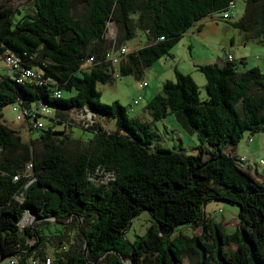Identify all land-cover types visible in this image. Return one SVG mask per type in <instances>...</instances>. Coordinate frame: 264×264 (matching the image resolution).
Listing matches in <instances>:
<instances>
[{
	"label": "trees",
	"instance_id": "obj_1",
	"mask_svg": "<svg viewBox=\"0 0 264 264\" xmlns=\"http://www.w3.org/2000/svg\"><path fill=\"white\" fill-rule=\"evenodd\" d=\"M229 1L28 0L21 8L0 3V59L12 53L21 67L38 69L47 79L19 83L14 72L0 74V111L15 102L37 111L34 118L28 111L23 116L28 129L37 131L27 141L0 112L1 257L13 256L17 264L46 256L49 264H182L183 254L193 253L197 264H264V165L260 158L253 162L262 174L256 179L232 152L244 132L264 134V71L239 70L229 60L197 64L204 78L200 98L191 77L175 69L144 107L150 122L129 116L116 100L101 103L95 88L117 75L140 77L193 21L223 12ZM109 19L117 46L136 29L146 38L139 47L124 44L127 51L116 63L105 57L112 46ZM234 25L264 45V0H246ZM61 91L73 94L62 97ZM84 109L90 122L69 116ZM168 114L196 135L194 153L154 143L151 123ZM33 119L42 126L33 129ZM74 126L89 136H74ZM211 200L237 206L232 233L203 213L202 204ZM143 210L153 224L130 242L123 234ZM26 211L34 221L20 226ZM179 225L199 232L177 243L169 236ZM229 243H235L232 251L224 248Z\"/></svg>",
	"mask_w": 264,
	"mask_h": 264
},
{
	"label": "rangeland",
	"instance_id": "obj_2",
	"mask_svg": "<svg viewBox=\"0 0 264 264\" xmlns=\"http://www.w3.org/2000/svg\"><path fill=\"white\" fill-rule=\"evenodd\" d=\"M4 1L5 0H0V3ZM8 3L11 4L12 7L21 8L28 3V0H9ZM245 5L246 0H235L228 18H222V12L218 11L212 12L193 21V23L179 36L177 41L173 43L168 50V53L161 56V59H159L160 57L158 58L160 60L159 62H163L162 60L164 59L170 60L167 68H153L149 65L145 68L140 77L134 75H117L110 82L96 83L95 88L99 93V101L108 104L116 100L126 107L129 116H136L143 121L150 122L151 117L144 107L160 90V85L164 80L173 79V68L171 66H175L176 70L187 74V69H189L187 66L189 64L214 63L216 60L218 61L219 59L225 58L226 55H230L229 61H232L239 70H244L251 66H257L261 71H264V45L256 43L253 39H249L247 32L234 25L235 22H238L242 18ZM106 29L107 40H111L112 47L117 46L114 41L117 28L110 19L107 23ZM145 41V35L139 29H136L132 38L125 40L127 45L139 43L140 46H142ZM240 60H242L243 63H241ZM156 61L157 59L154 62ZM3 66L4 65L0 59V67ZM156 69V73L159 72L160 76L166 75V78H161L159 83L156 81L158 78H154ZM190 77L197 85L199 97L204 98L205 91L203 87V75L195 68L191 72ZM141 80L146 82V85L143 88L139 87ZM155 84L158 88L155 92H151L150 88ZM71 94H73L72 91H61L62 97H67ZM138 97V103L132 104L133 100ZM0 112L1 119L4 123L16 129L24 141L29 140L30 137H33V135L36 134L37 131L31 132V130L28 129V124L23 117L20 120L15 117L17 112L12 110V103L4 104L1 107ZM88 114L91 116V112H86V109H84L78 114L72 111L69 116L78 117L82 120L86 118ZM97 119L103 126L108 125L107 121L99 118ZM39 120L43 121L44 119L40 117ZM56 127L60 128L61 124H56ZM53 128L56 129L55 127ZM151 129L156 134L154 139L156 145L168 149L181 148L187 153L195 152V147L198 145L196 135L194 133L190 134L183 131L174 121L171 114L166 115L159 121L151 123ZM71 132L74 136L80 135L83 138L89 136L88 131L76 126L71 127ZM236 147L244 153V156H248L251 163L260 157L264 159V134H251L249 132H244L237 142ZM249 148L252 153H249ZM241 164L245 165L246 163L243 162ZM253 167L255 166L251 164L250 170H252ZM258 169L261 170L260 167H258ZM100 179H104V176L100 177L99 180H93V182H100ZM218 209H220V212H218ZM236 212V205L220 200H211L203 207V213L208 215L210 221L215 224L222 223V226L228 234L234 231ZM26 219H31V216L27 215ZM31 221L33 222L34 218ZM21 224L24 225V221H22ZM152 224L150 214L145 210L140 211L131 219L123 234V238L131 242L137 236L143 235L146 232V229ZM198 232L199 231L196 228H193L192 225H179L173 230L169 237L177 243H182L186 239L185 237L196 235ZM204 234L207 243H210V230L206 228ZM234 247L235 243H229L224 248L227 251H232ZM181 259L182 264H197L198 260L197 256L193 253L183 254ZM208 264H216V262L209 260Z\"/></svg>",
	"mask_w": 264,
	"mask_h": 264
},
{
	"label": "built area",
	"instance_id": "obj_3",
	"mask_svg": "<svg viewBox=\"0 0 264 264\" xmlns=\"http://www.w3.org/2000/svg\"><path fill=\"white\" fill-rule=\"evenodd\" d=\"M235 0H230L226 6V9L222 12L221 17L222 18H228L231 12V9L233 7ZM162 38V37H160ZM127 51L126 47L124 45H119V46H115L112 47L110 49H108L105 53V57L108 61H110L111 63H116L119 59L120 56H122L123 54H125ZM230 60V55H226L225 57V61ZM1 61L3 63V68L7 71V72H14L15 76L14 79L16 82H23V81H30V82H34V83H41V82H45L47 79L46 78H42V74L38 69H33V68H29V67H21L20 65V59L15 56L12 53H5L2 57H1ZM92 61V57H88L86 62H90ZM146 85V82L144 80H141L139 83V87H143ZM58 92H55V96H58ZM139 100V97L137 99H134L132 104H137ZM12 110L17 112L15 117L17 119H21L24 114L28 111L30 113V117L34 116V113L37 112L35 106L32 104L31 106H29L28 109H24V108H20L18 106V103H12ZM41 111L46 112V109L44 107H40ZM87 112V110H86ZM90 114H88L86 116V118H84L85 120L90 122ZM34 118V117H33ZM42 126L41 122L38 120L33 119L32 123H31V127L33 129H37L40 128ZM240 162H244L247 160V156H239L238 157ZM258 164L260 166L264 165V160L262 158L258 159ZM29 166V165H27ZM264 172V169L262 170ZM28 216H30V214H28ZM27 217V215H25V218ZM30 218V217H29ZM32 220L31 219H24V224L30 222ZM7 262L8 264H17L16 258L15 257H8L7 258ZM50 263V257L46 256L44 258L43 261H37L36 259L30 260V264H49Z\"/></svg>",
	"mask_w": 264,
	"mask_h": 264
},
{
	"label": "crops",
	"instance_id": "obj_4",
	"mask_svg": "<svg viewBox=\"0 0 264 264\" xmlns=\"http://www.w3.org/2000/svg\"><path fill=\"white\" fill-rule=\"evenodd\" d=\"M125 44V46L128 48V49H130V48H133V47H139L140 46V44L139 43H132L131 45H127V42H125L124 43ZM124 44H121V45H124ZM159 59H161V57L159 58ZM159 59H157V61L156 62H154V63H152L150 66L151 67H153V68H155V67H157V68H161V67H166L167 68V66L169 65V62H170V60H167V59H164V60H162L163 62H159L160 60ZM225 62V58H223V59H219L218 61L216 60V62H214V63H218V64H222V63H224ZM159 63V64H158ZM195 65H197L196 63H192V64H189L188 66H187V68H189V69H187L188 71H187V74H189L190 76H191V72L195 69ZM172 68H173V71L175 70V66H171ZM156 71H157V69L155 70V73H156ZM180 72H182V71H180ZM184 72V71H183ZM3 73H6L5 72V70H4V68L3 67H0V74H3ZM160 73L159 72H157L155 75H154V78H158L156 81L159 83L160 81V79L161 78H166V75H162V76H160L159 75ZM159 76V77H158ZM162 82V81H161ZM157 83V84H158ZM161 86V85H160ZM144 87V86H143ZM143 87H141V88H143ZM158 88V86L155 84L153 87H151L150 88V90H151V92H155V90ZM249 150H250V152L249 153H252V151H251V149L249 148ZM232 152L235 154V155H238V156H244V153H242V151H240L239 150V148L238 147H236V146H234L233 147V149H232ZM237 152V153H236ZM239 152V153H238ZM245 152V151H244ZM261 158V157H260ZM246 164L244 165L243 164V168H245L253 177H255L256 179H261L262 178V174H261V170H259L258 169V167L255 165V164H253V162L251 163V160L249 159V160H246V161H244ZM251 164H253V166H255V167H253L252 168V170H250V168H251ZM249 166V167H248ZM218 210H220V209H218ZM206 215V214H205ZM208 216V215H207ZM209 218V217H208ZM24 219H26L25 217H24ZM223 219V218H222ZM24 221V220H23ZM22 223V221L20 222V226H24V225H26V224H21ZM25 223V222H24ZM27 243H29V244H31V243H33V240L32 239H30V240H27ZM11 257H13V256H11ZM7 260L8 259H5V260H3V261H1L0 262V264H8V262H7ZM27 264H30V261H28V263Z\"/></svg>",
	"mask_w": 264,
	"mask_h": 264
},
{
	"label": "water",
	"instance_id": "obj_5",
	"mask_svg": "<svg viewBox=\"0 0 264 264\" xmlns=\"http://www.w3.org/2000/svg\"><path fill=\"white\" fill-rule=\"evenodd\" d=\"M203 207H204V203L202 204V209H203ZM25 214L28 215V214H30V213H29L28 211L24 212V214L22 215V217H21V219H20V222L24 220ZM128 225H129V224H128ZM8 257H10V256H6V257H1V256H0V262L3 261V260H5V259H7Z\"/></svg>",
	"mask_w": 264,
	"mask_h": 264
}]
</instances>
